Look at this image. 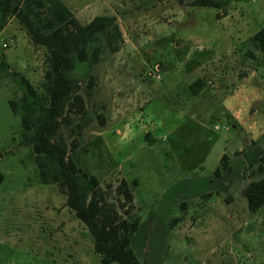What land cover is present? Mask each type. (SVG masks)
<instances>
[{"label":"rangeland","instance_id":"obj_1","mask_svg":"<svg viewBox=\"0 0 264 264\" xmlns=\"http://www.w3.org/2000/svg\"><path fill=\"white\" fill-rule=\"evenodd\" d=\"M61 1L81 24L107 15L118 26L87 41L85 59L75 53L70 74L85 111L59 131L76 144L68 154L88 193L139 217L131 245L140 264H264V204L250 211L243 194L264 177V52L252 40L264 0ZM46 55L0 6V264H102L89 229L22 143L21 116L47 103ZM20 75L38 103L23 100ZM223 153L229 168L216 174ZM124 181L131 201L117 191Z\"/></svg>","mask_w":264,"mask_h":264},{"label":"trees","instance_id":"obj_2","mask_svg":"<svg viewBox=\"0 0 264 264\" xmlns=\"http://www.w3.org/2000/svg\"><path fill=\"white\" fill-rule=\"evenodd\" d=\"M194 4L218 5V0H193ZM3 12L13 14L27 30L31 39L44 45L47 50V68L40 82L47 103L41 105V112L30 117L21 116L22 143L31 144L35 152V162L42 182L56 181L65 194V203L87 226L93 237V248L99 253L101 263L140 264L131 245V237L139 226V217L122 216L117 208L98 194L95 188L88 193L87 184L81 181L80 170L71 155L70 148L60 134L62 123H68L71 114L85 111V102L77 91V77L70 74L74 56L86 58L87 41L115 20L114 16L95 15L89 22L81 24L72 10L61 0H0ZM113 28L118 29L113 23ZM253 43L264 52V25L252 35ZM97 48L92 62L96 59ZM15 75V71H10ZM20 81L26 88L23 100L31 96L38 103L39 95L24 75ZM204 86L199 77L190 83L193 93ZM10 106L17 112L15 101ZM264 159V155L262 156ZM51 161V164L49 163ZM228 169V155H221V163L214 172ZM96 182V179H94ZM117 191L125 200L131 201L133 193L122 182ZM243 194L250 211H256L264 204V177L250 180L243 188Z\"/></svg>","mask_w":264,"mask_h":264}]
</instances>
